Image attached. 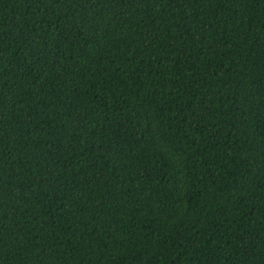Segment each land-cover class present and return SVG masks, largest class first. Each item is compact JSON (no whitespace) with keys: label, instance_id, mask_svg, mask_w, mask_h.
<instances>
[{"label":"trees","instance_id":"obj_1","mask_svg":"<svg viewBox=\"0 0 264 264\" xmlns=\"http://www.w3.org/2000/svg\"><path fill=\"white\" fill-rule=\"evenodd\" d=\"M0 264H264V0H0Z\"/></svg>","mask_w":264,"mask_h":264}]
</instances>
